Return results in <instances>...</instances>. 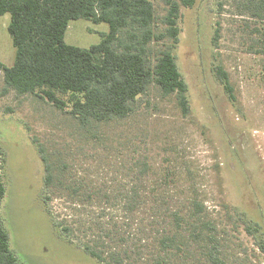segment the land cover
<instances>
[{"label":"rangeland","instance_id":"374dc122","mask_svg":"<svg viewBox=\"0 0 264 264\" xmlns=\"http://www.w3.org/2000/svg\"><path fill=\"white\" fill-rule=\"evenodd\" d=\"M151 1L159 33L168 6ZM261 17L264 6L255 1L195 0L179 7L175 45L168 38L150 43L152 63L174 45L188 86L187 113L175 94L163 95L153 83L130 116L84 126L69 106L6 88L0 70V221L22 264L108 261L90 256L85 244L104 257L120 252L121 264H153L154 239L170 230L175 206L185 217V248L169 251L168 264H264ZM9 20L0 15L5 66L15 59ZM107 31L105 22L80 18L69 22L64 40L89 47ZM216 66L227 73L230 94ZM43 156L52 169L49 186ZM195 201L200 212L193 211ZM198 219L213 223L212 242L190 241L187 223Z\"/></svg>","mask_w":264,"mask_h":264},{"label":"trees","instance_id":"16d2710c","mask_svg":"<svg viewBox=\"0 0 264 264\" xmlns=\"http://www.w3.org/2000/svg\"><path fill=\"white\" fill-rule=\"evenodd\" d=\"M194 1L165 0L168 10L163 23L166 27L155 33L151 0H0V15H10L7 30L15 48L11 66H5L0 60L5 87L18 94L37 93L59 108L69 106L71 114L84 126L130 116L133 104L153 83L163 95L175 94L183 113H187L190 110L188 86L172 48L180 31L179 7H191ZM251 1L259 9L264 6V0ZM80 18L93 23L105 22L108 31L89 47L66 43L64 35L69 22ZM165 38L174 45L161 49L152 63L150 43ZM215 71L230 94L227 73L220 66ZM42 159L44 183L49 186L53 182L52 169L44 156ZM164 178L163 175L156 181L162 184ZM4 194L5 186L0 180V204ZM192 204L193 211H201V203ZM171 217L170 230L164 228L154 239L153 264H168L169 251H184L185 217L178 206L172 208ZM187 224L190 241L214 240L211 221L198 219L193 225ZM83 248L98 261L108 260L105 264L123 261L118 251H108V257H104L102 249L97 251L87 244ZM211 258L215 259L213 255ZM0 264H22L10 247L1 221Z\"/></svg>","mask_w":264,"mask_h":264}]
</instances>
